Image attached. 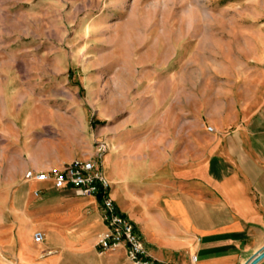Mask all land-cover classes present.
Wrapping results in <instances>:
<instances>
[{
  "label": "crops",
  "instance_id": "1",
  "mask_svg": "<svg viewBox=\"0 0 264 264\" xmlns=\"http://www.w3.org/2000/svg\"><path fill=\"white\" fill-rule=\"evenodd\" d=\"M212 30L197 73L161 75L156 117L114 127L101 160L41 159L25 143L27 163L0 191V264H133L125 247L97 249L106 227L95 197L24 179L89 158L156 260L247 264L264 249V10ZM39 125L30 116L18 135Z\"/></svg>",
  "mask_w": 264,
  "mask_h": 264
},
{
  "label": "rangeland",
  "instance_id": "2",
  "mask_svg": "<svg viewBox=\"0 0 264 264\" xmlns=\"http://www.w3.org/2000/svg\"><path fill=\"white\" fill-rule=\"evenodd\" d=\"M260 10L264 0H0V191L27 142L41 159L101 160L114 127L156 117L161 75L191 77L213 27ZM30 116L39 127L18 135Z\"/></svg>",
  "mask_w": 264,
  "mask_h": 264
},
{
  "label": "built area",
  "instance_id": "3",
  "mask_svg": "<svg viewBox=\"0 0 264 264\" xmlns=\"http://www.w3.org/2000/svg\"><path fill=\"white\" fill-rule=\"evenodd\" d=\"M212 130L209 128V131ZM105 150V145L98 148L99 153ZM24 179L51 183L57 189L70 187L77 195L95 197L102 207V220L106 227L96 243L100 252L125 247L127 257L133 264H170L158 261L149 254L133 223L118 210L111 197V184L97 159L75 160L61 169L28 170ZM34 240L40 243L43 235L40 232L35 233Z\"/></svg>",
  "mask_w": 264,
  "mask_h": 264
},
{
  "label": "water",
  "instance_id": "4",
  "mask_svg": "<svg viewBox=\"0 0 264 264\" xmlns=\"http://www.w3.org/2000/svg\"><path fill=\"white\" fill-rule=\"evenodd\" d=\"M262 259H264V249L261 250L259 253H257L255 256H253L247 264H257L260 262Z\"/></svg>",
  "mask_w": 264,
  "mask_h": 264
}]
</instances>
